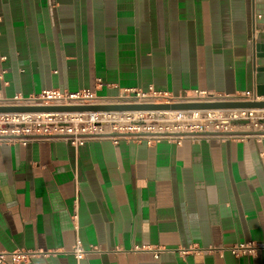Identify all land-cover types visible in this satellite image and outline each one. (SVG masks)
Returning <instances> with one entry per match:
<instances>
[{"label":"crops","instance_id":"obj_1","mask_svg":"<svg viewBox=\"0 0 264 264\" xmlns=\"http://www.w3.org/2000/svg\"><path fill=\"white\" fill-rule=\"evenodd\" d=\"M263 66L264 0H0V102L257 93ZM241 241L264 242V136L0 139L6 264H264Z\"/></svg>","mask_w":264,"mask_h":264},{"label":"built area","instance_id":"obj_2","mask_svg":"<svg viewBox=\"0 0 264 264\" xmlns=\"http://www.w3.org/2000/svg\"><path fill=\"white\" fill-rule=\"evenodd\" d=\"M264 99L255 91L239 94L220 93L196 89L192 93L174 95L151 86L148 90L129 88L116 101L170 102L192 100L214 102L225 100ZM13 102L28 104L69 105L100 103L96 92L90 88L70 92L58 88L44 89L28 98ZM233 131L264 132V108H192L155 110H79L56 112H0V139L21 141L44 137L65 138L74 144H84L90 139L146 140L150 143L167 139L181 143L184 139L203 137H241L249 134H229ZM258 137L264 133L251 134ZM264 248L262 241H241L230 247L236 255L257 254ZM77 259L86 255V248L77 239L73 245ZM16 259H26L39 251L17 250ZM5 251L0 252V264H6Z\"/></svg>","mask_w":264,"mask_h":264},{"label":"water","instance_id":"obj_3","mask_svg":"<svg viewBox=\"0 0 264 264\" xmlns=\"http://www.w3.org/2000/svg\"><path fill=\"white\" fill-rule=\"evenodd\" d=\"M257 95L264 96V66L259 68ZM247 107L264 108V99L225 100L214 102H199L192 100H179L170 102H134L111 101L92 104L47 105L28 104L18 102H0V112H56V111H83V110H155V109H192V108H228ZM262 131L247 132L233 131L229 134H257Z\"/></svg>","mask_w":264,"mask_h":264}]
</instances>
